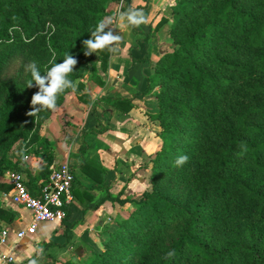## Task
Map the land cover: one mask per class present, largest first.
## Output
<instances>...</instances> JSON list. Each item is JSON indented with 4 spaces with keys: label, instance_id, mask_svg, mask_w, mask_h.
I'll return each mask as SVG.
<instances>
[{
    "label": "trees",
    "instance_id": "1",
    "mask_svg": "<svg viewBox=\"0 0 264 264\" xmlns=\"http://www.w3.org/2000/svg\"><path fill=\"white\" fill-rule=\"evenodd\" d=\"M121 3L131 9V0H0V180L19 172L40 195L56 153L42 128L88 74L105 85L112 53L85 56L83 41ZM167 23L172 43L151 63L144 92L156 98L148 116L160 139L143 165L149 187L118 200L133 209L106 228L100 249L64 264H264V0H177L158 28ZM68 53L78 61L68 77L75 89L55 110L28 116L38 88L27 87L26 66L44 75ZM109 102L133 108L122 97ZM30 155L42 162L36 173ZM181 155L189 160L177 167ZM82 170L103 188L102 164L87 160ZM16 218L0 205L1 222Z\"/></svg>",
    "mask_w": 264,
    "mask_h": 264
},
{
    "label": "crops",
    "instance_id": "2",
    "mask_svg": "<svg viewBox=\"0 0 264 264\" xmlns=\"http://www.w3.org/2000/svg\"><path fill=\"white\" fill-rule=\"evenodd\" d=\"M131 1V9L141 11L146 23L133 26L121 18L120 5L115 13L114 7L108 8L107 17L112 18L109 27L122 40L111 55L105 85H98L88 74L81 92L85 95L71 93L41 131L56 146L54 163L68 161L74 169V200L67 209V217L64 222L39 224L35 234L19 242L16 234L29 226L31 214L11 201L4 202L0 191V203L17 213L12 223L2 222L10 228L11 240L0 248V264L80 261L88 251L101 248L106 228L132 207L129 203L123 206L118 200L138 198L149 187V170L143 165L159 150L160 139L158 126L148 116L157 111L155 96L144 92L147 77L153 72L151 63L171 46L168 31L165 36V28L158 25L164 16L170 15L177 0ZM118 97L131 100L133 108L125 112L109 102ZM87 160L102 164L106 170L103 188L94 187V181L83 172L82 165ZM41 165L38 160L29 169L36 173ZM78 247L84 251L82 257L75 253ZM2 252L15 256L16 262L6 263Z\"/></svg>",
    "mask_w": 264,
    "mask_h": 264
},
{
    "label": "built area",
    "instance_id": "3",
    "mask_svg": "<svg viewBox=\"0 0 264 264\" xmlns=\"http://www.w3.org/2000/svg\"><path fill=\"white\" fill-rule=\"evenodd\" d=\"M123 4H120V10ZM28 159V158H26ZM1 181L11 187L9 192H3L4 202L11 201L31 214L29 226L16 234V240L21 241L28 235L36 233L39 224L43 222H64L67 209L74 200L73 189L76 184L74 169L70 162L53 163L50 175L43 185L40 195L35 197L29 190L28 180L24 174L9 171ZM11 240L10 228L0 222V248L6 247ZM2 259L8 263L16 262L13 255L3 254Z\"/></svg>",
    "mask_w": 264,
    "mask_h": 264
},
{
    "label": "clouds",
    "instance_id": "4",
    "mask_svg": "<svg viewBox=\"0 0 264 264\" xmlns=\"http://www.w3.org/2000/svg\"><path fill=\"white\" fill-rule=\"evenodd\" d=\"M121 18L126 19L129 24L139 26L146 23V18L141 11L128 9L121 13ZM112 23L111 17H105L100 20L94 31L91 32V38L83 41L84 55L90 56L101 51L107 50L115 53L118 49L116 45L122 40V37L115 33L109 26ZM77 59L70 53L66 54L62 63H53L46 74L42 75L37 64L31 62L26 66V70L31 73L32 80L28 82L27 87L38 88L31 98L32 110L27 113L28 116L36 117L40 111L55 110L58 97L67 89H75V85L68 77L74 71ZM189 160L187 155L179 156L175 164L181 167ZM42 251V250H41ZM174 251H169L166 258L174 256ZM31 264H36L33 260Z\"/></svg>",
    "mask_w": 264,
    "mask_h": 264
},
{
    "label": "rangeland",
    "instance_id": "5",
    "mask_svg": "<svg viewBox=\"0 0 264 264\" xmlns=\"http://www.w3.org/2000/svg\"><path fill=\"white\" fill-rule=\"evenodd\" d=\"M115 6H108V8H112L113 9V7H114V12L113 13H115V11L117 12V8H118V6L120 5V4H114ZM169 23V22H168ZM165 24V29H163V33L165 34V36H167V31H168V25L169 24ZM156 99V98H155ZM155 124L157 125V123L155 122ZM158 126V125H157ZM158 129H159V127H158ZM26 160V159H25ZM36 161H38V159H36V158H34V157H32L31 155L29 156V160H26V165L29 167V166H31V165H33V163H35ZM146 180H147V185H149V180H148V176L146 177ZM0 182H1V180H0ZM4 183V182H3ZM0 205H1V203H0ZM129 210H132L133 209V206L131 207V206H129V208H128ZM129 210H128V212H122V214H123V217H126L127 215H128V213H129ZM127 211V210H126ZM42 248V247H41ZM6 263H8V262H6Z\"/></svg>",
    "mask_w": 264,
    "mask_h": 264
},
{
    "label": "water",
    "instance_id": "6",
    "mask_svg": "<svg viewBox=\"0 0 264 264\" xmlns=\"http://www.w3.org/2000/svg\"><path fill=\"white\" fill-rule=\"evenodd\" d=\"M83 249L81 247H78L75 251L76 255L79 256V257H82L83 256Z\"/></svg>",
    "mask_w": 264,
    "mask_h": 264
}]
</instances>
